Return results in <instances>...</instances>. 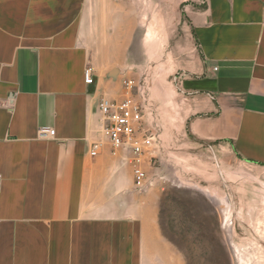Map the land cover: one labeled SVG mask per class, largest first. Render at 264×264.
<instances>
[{
    "label": "crops",
    "instance_id": "obj_1",
    "mask_svg": "<svg viewBox=\"0 0 264 264\" xmlns=\"http://www.w3.org/2000/svg\"><path fill=\"white\" fill-rule=\"evenodd\" d=\"M188 12L198 58L180 82L186 134L264 186V0H195ZM129 19V0H0V264H186L162 231L154 150L140 192L131 153L112 155L103 136L97 106L122 98Z\"/></svg>",
    "mask_w": 264,
    "mask_h": 264
},
{
    "label": "rangeland",
    "instance_id": "obj_2",
    "mask_svg": "<svg viewBox=\"0 0 264 264\" xmlns=\"http://www.w3.org/2000/svg\"><path fill=\"white\" fill-rule=\"evenodd\" d=\"M191 3L129 0L133 24L119 73L122 98L123 80L147 95L145 127L157 135L148 174L166 184L162 231L185 263L264 264V186L250 179L249 166L186 134L180 82L198 58L187 22Z\"/></svg>",
    "mask_w": 264,
    "mask_h": 264
},
{
    "label": "built area",
    "instance_id": "obj_3",
    "mask_svg": "<svg viewBox=\"0 0 264 264\" xmlns=\"http://www.w3.org/2000/svg\"><path fill=\"white\" fill-rule=\"evenodd\" d=\"M84 81L86 84H92L90 67L84 70ZM122 85L126 91L122 99H101L97 107L104 123L103 136L111 146V154L116 155L122 150L131 153L130 164L134 187L142 192L147 187V174L142 165L143 156L154 147L157 135L144 127L147 95L144 91H140L132 80H123ZM133 90L140 94L141 101L133 95ZM39 136L52 137L54 131L42 128L39 130ZM90 155L96 156L95 147Z\"/></svg>",
    "mask_w": 264,
    "mask_h": 264
},
{
    "label": "water",
    "instance_id": "obj_4",
    "mask_svg": "<svg viewBox=\"0 0 264 264\" xmlns=\"http://www.w3.org/2000/svg\"><path fill=\"white\" fill-rule=\"evenodd\" d=\"M116 73H117V70H114V71L111 73V76H112V77H115Z\"/></svg>",
    "mask_w": 264,
    "mask_h": 264
}]
</instances>
